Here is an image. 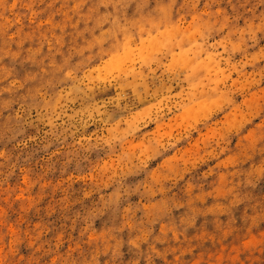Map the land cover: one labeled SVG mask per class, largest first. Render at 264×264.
Here are the masks:
<instances>
[{
    "label": "rangeland",
    "instance_id": "374dc122",
    "mask_svg": "<svg viewBox=\"0 0 264 264\" xmlns=\"http://www.w3.org/2000/svg\"><path fill=\"white\" fill-rule=\"evenodd\" d=\"M0 264H264V0H0Z\"/></svg>",
    "mask_w": 264,
    "mask_h": 264
},
{
    "label": "bare ground",
    "instance_id": "6f19581e",
    "mask_svg": "<svg viewBox=\"0 0 264 264\" xmlns=\"http://www.w3.org/2000/svg\"><path fill=\"white\" fill-rule=\"evenodd\" d=\"M125 59V58H124ZM124 59H123V61H124ZM124 65V64H123Z\"/></svg>",
    "mask_w": 264,
    "mask_h": 264
}]
</instances>
